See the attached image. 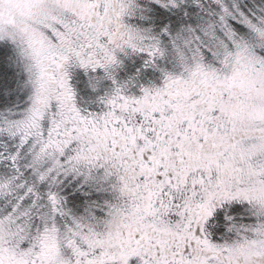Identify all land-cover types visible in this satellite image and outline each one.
Wrapping results in <instances>:
<instances>
[{"label": "snow or ice", "instance_id": "obj_1", "mask_svg": "<svg viewBox=\"0 0 264 264\" xmlns=\"http://www.w3.org/2000/svg\"><path fill=\"white\" fill-rule=\"evenodd\" d=\"M0 264H264V0H0Z\"/></svg>", "mask_w": 264, "mask_h": 264}]
</instances>
